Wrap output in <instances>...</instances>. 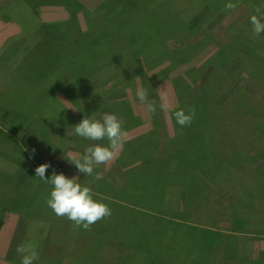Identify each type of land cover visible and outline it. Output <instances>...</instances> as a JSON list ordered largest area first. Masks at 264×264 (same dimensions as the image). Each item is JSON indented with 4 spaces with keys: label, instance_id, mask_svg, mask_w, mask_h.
<instances>
[{
    "label": "rangeland",
    "instance_id": "374dc122",
    "mask_svg": "<svg viewBox=\"0 0 264 264\" xmlns=\"http://www.w3.org/2000/svg\"><path fill=\"white\" fill-rule=\"evenodd\" d=\"M128 1L0 0V264H20L16 249L25 244L35 246L37 264H219L242 257L249 264L246 257L257 254L264 262V33L255 35L250 23L251 15L264 17V0ZM229 3L236 7L228 9ZM133 12L163 17L170 30L151 34L143 48V36L128 40ZM40 22L53 23L57 42L79 50L87 67L71 70L70 54L64 71L33 69L34 44L44 37ZM86 26L100 36L92 52V46L82 52L65 45L78 43ZM134 47L142 49L135 59ZM141 88L146 102L136 96ZM38 99L49 104L34 108L30 103ZM178 108L194 110L190 126L176 124ZM93 113L96 119L115 114L126 135L114 158L88 176L72 160L107 141L84 140L70 128ZM44 163L51 165L46 177L54 169L90 187L114 224L122 206L134 210L126 217L145 232L160 227L162 218L171 232L157 248L180 252L155 259L142 247L137 254L122 236L97 241L92 226L56 216L46 204L49 186L35 176ZM161 168L166 187L156 189L157 178L144 177ZM251 246L260 252L248 251ZM131 251L136 254L128 260Z\"/></svg>",
    "mask_w": 264,
    "mask_h": 264
},
{
    "label": "clouds",
    "instance_id": "9594fccd",
    "mask_svg": "<svg viewBox=\"0 0 264 264\" xmlns=\"http://www.w3.org/2000/svg\"><path fill=\"white\" fill-rule=\"evenodd\" d=\"M234 3L227 4L228 9L235 8ZM253 33L259 36L264 33V17L254 14L250 16ZM137 98L147 101V92L141 88L136 93ZM167 105H161L165 108ZM149 112L155 111L154 103H147ZM95 113L83 118L77 125L71 127L72 135L89 141L106 140L107 145L92 144L88 146L84 154L73 162L78 173L92 176L99 165L111 161L116 150L124 146L126 135L122 122L113 113H105L101 119L95 118ZM176 124L180 128L191 125L195 116L194 110L185 111L178 108L172 114ZM51 165L44 163L35 168V176L43 181L50 188L46 200L47 207L58 217H65L75 225L88 229L92 224L111 215V209L107 204L93 198L92 189L77 182L75 177H66L63 173H57L54 169L46 177L45 173ZM17 253L20 254V264H37L39 254L35 246L25 244L17 246Z\"/></svg>",
    "mask_w": 264,
    "mask_h": 264
},
{
    "label": "trees",
    "instance_id": "16d2710c",
    "mask_svg": "<svg viewBox=\"0 0 264 264\" xmlns=\"http://www.w3.org/2000/svg\"><path fill=\"white\" fill-rule=\"evenodd\" d=\"M132 1L138 4L139 0H132ZM130 3L131 2L129 0L127 4L130 5ZM137 4H135V6ZM140 15H141V13H139V12L130 13V15L128 17V20L132 22V26H131L130 30H129V28L127 26H126V28H127V31H128V40H133V42H134V41H137V38L135 37L137 34H139L140 36H143V38H144V43H143L144 46H143V48L148 47L150 45L149 44L150 43V38H152L151 34L163 35L164 33L168 32V30H170V29H167L166 27H164V24L170 25V23L169 22L165 23L166 19H163V17L158 18L157 15H151L150 19H147V18H143ZM113 17H115V16H113ZM131 17H133V18H131ZM111 19H113V18H111ZM160 19H162L163 22ZM172 20H174V19H172ZM46 24L47 23H44V24L41 23L40 24V28L42 27L41 28V32H43L42 35L44 37L38 39V41H36V43L34 44L35 46H34V50L33 51H34L35 54H34V58L32 60L33 62H31L32 68L36 69L37 71H46V72H54V71H58V70L64 71L65 69L68 68L69 63H66V61L69 59L67 56L70 55V54H73V57H74L72 59V63H71V66H70L71 70L75 69L76 72H77V71H80V70L86 68L87 65H86L85 62H87V59L85 58V56L83 57L82 53L79 52V50H77V49L72 51L70 48H67V49L63 48V43H61V44L58 43L56 37L51 33L52 29H54L53 28L54 27L53 23H49V24H47V26H46ZM162 25H163V27H162ZM93 29L94 28L86 26V28H85V33L86 34L85 33L81 34L82 38H80L78 43L77 42H73V43H70V44L68 43V44H65V45H70V46H72L74 48L79 47L82 50V52H83V50L85 48H87L89 46H92L91 47V52H92L93 51V46L96 44V40L100 39L99 38L100 36L98 37V36H94L93 35ZM140 30H142V32ZM52 44H55V47L57 48V51H56V49L54 48V46ZM157 46H158V44L155 46L156 49L158 48ZM102 48L103 47H100V51L102 50ZM133 50L134 51L131 54L134 56V59L137 58L138 55L141 56L142 49L141 50H138V49L136 50L135 47H134ZM155 51H157V50H155ZM84 54L87 57L90 56L89 54H91V56L92 55L95 56L94 53H90V52L89 53H84ZM164 55L167 56V57L169 56V54H167V53L166 54L164 53ZM81 57L83 58V62L82 63L79 62ZM90 59H91V57H90ZM79 63L81 64L80 65L81 66L80 69H78ZM154 64H156V67H160V65L162 63H160V61H158L157 63H154ZM60 65H61V67H60ZM69 72H70V70H69ZM57 78L58 77H55V79H57ZM62 80H63V78L61 79V81ZM61 81L58 80V81L54 82L53 86L54 85H56V86L59 85L61 83ZM45 90H43L42 92L44 93ZM55 92H57V89H55L53 93H55ZM175 92H176V94L179 93V91H175ZM26 98L28 99V97H26ZM36 100H37V97H36ZM31 101H32V99H31ZM16 102H17V97H16ZM20 102H22V101H20ZM39 102L40 103L43 102V104H44L45 99H38V103L33 101L30 104L31 105L33 104L32 106L34 108L37 105V108H38V104L40 105ZM121 103H123V102H121ZM46 104H49V103L47 102ZM22 105H23V103H22ZM32 109L33 108L27 109V112L31 111ZM25 110H26V107L24 108V111ZM244 116H246L247 120H248V116L247 115H244ZM249 118H252V116L249 115ZM123 129H125V127H123ZM139 165H140L139 168L147 170V167L144 166V163H140ZM178 168H179V164H176L175 165V169H178ZM186 168H187V166H186ZM164 171H165V168L163 170L161 168V171L155 172L154 174L152 172L150 177H146L147 176L146 175L144 178L146 180H150L151 179V181L153 182V180H155V177H156L158 182L154 183V185L157 186V187L155 186V188L156 189L165 188L166 185H164V184L166 183L165 182L166 181V177H164V174H165ZM149 174H150V172H149ZM178 176L179 175H177V174H173L172 177H178ZM192 180H194V178H192ZM128 184H129V179L127 180L126 184H124V185L128 186ZM159 185H161V186H159ZM124 187H126V186H124ZM156 193H157L156 195H160L157 191H156ZM115 206H116V204H115ZM115 211H118L119 213H117ZM115 211H113V212H115V213H117L119 215V216L117 215L118 216L117 218H119L118 219V223L114 224L113 223L114 221L106 220V217H105L103 220H98L97 222H95L94 224L91 225L92 227L90 228V230H92V234L95 235V237L93 238L94 240H97L99 238H101V240H103V238L106 239V238H108V236L110 234L114 238L122 236V240H124V242L130 244L132 246V249L137 251V254H139L138 250H140L143 247V248H145L147 250V252H150L151 255L153 256L152 258H155V259H156V257H162L164 255H169L172 258V255L174 253L178 254L180 252L179 247H177V249H173V247H171L169 250H167V248L166 249L162 248L161 251H160V249L157 248L158 247V243H160V242L162 243L161 238L167 232H171V231H168V228H169L168 224L169 223L165 222V221H162V218L159 219L161 221L160 222V227H158L157 229H154V231L151 230V231L145 232L144 229H142L143 227L139 223L133 221L132 218H127L126 217V216L134 213L133 209H130V208L122 206V207L116 208ZM176 233H178L177 230H176ZM132 234L135 235V238L133 240H131V239H129L127 237V235H131L132 236ZM171 234H173V236H172L173 239L176 240V236H175L176 234L174 232H172ZM160 236H161V238H160ZM81 238H83L82 233H77L76 237L73 240L74 241V245L75 244H76V246L77 245L78 246L81 245V242H82ZM188 238H190V237H188ZM94 248L95 247H93L92 244L90 243V246L88 248L87 253L88 254H92ZM211 251L212 250L210 249V252ZM147 252L144 251L143 253L146 254ZM135 254L136 253H134V251H131V252H129V253H127L125 255V258L130 260V258L132 256H135ZM55 264H61V263H55Z\"/></svg>",
    "mask_w": 264,
    "mask_h": 264
},
{
    "label": "crops",
    "instance_id": "0c3cea01",
    "mask_svg": "<svg viewBox=\"0 0 264 264\" xmlns=\"http://www.w3.org/2000/svg\"><path fill=\"white\" fill-rule=\"evenodd\" d=\"M80 157H78V159H79ZM71 164H73V160H72V162H71ZM127 182V181H126ZM126 184V183H125ZM211 230H212V228H210ZM210 229H209V231H210ZM212 232V231H211ZM209 235V237H212V235H210V234H208ZM187 238V237H186ZM203 238V237H202ZM205 247V246H204ZM179 248H181V247H179ZM225 248H226V246H225ZM256 249H257V246L255 247V246H251L250 248H248L247 250L249 251V250H253V252H255L256 251ZM257 250H259V249H257ZM194 251V250H193ZM251 252V251H250ZM260 252V250L259 251H256V253H259ZM249 253V252H248ZM240 259V258H239ZM239 259H235V258H227V259H223V260H220L218 263L219 264H243V262H242V259H243V257L241 258V260H239ZM246 259L250 262L249 264H257V263H255L256 261L259 263V264H264V262H262L263 261V259H262V257L259 255V254H257V258H247L246 257ZM212 264H215V263H212Z\"/></svg>",
    "mask_w": 264,
    "mask_h": 264
}]
</instances>
